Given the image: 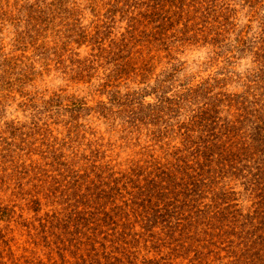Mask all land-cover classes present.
<instances>
[{
  "label": "rangeland",
  "instance_id": "1",
  "mask_svg": "<svg viewBox=\"0 0 264 264\" xmlns=\"http://www.w3.org/2000/svg\"><path fill=\"white\" fill-rule=\"evenodd\" d=\"M0 264H264V0H0Z\"/></svg>",
  "mask_w": 264,
  "mask_h": 264
}]
</instances>
